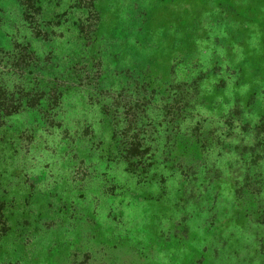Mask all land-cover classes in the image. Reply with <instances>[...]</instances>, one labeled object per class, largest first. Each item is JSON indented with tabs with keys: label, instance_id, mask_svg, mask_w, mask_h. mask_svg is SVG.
I'll use <instances>...</instances> for the list:
<instances>
[{
	"label": "rangeland",
	"instance_id": "374dc122",
	"mask_svg": "<svg viewBox=\"0 0 264 264\" xmlns=\"http://www.w3.org/2000/svg\"><path fill=\"white\" fill-rule=\"evenodd\" d=\"M187 94L207 179L154 185ZM198 258L264 264V0H0V264Z\"/></svg>",
	"mask_w": 264,
	"mask_h": 264
},
{
	"label": "trees",
	"instance_id": "16d2710c",
	"mask_svg": "<svg viewBox=\"0 0 264 264\" xmlns=\"http://www.w3.org/2000/svg\"><path fill=\"white\" fill-rule=\"evenodd\" d=\"M176 97L179 98L171 100V110L169 108L166 114V118L172 116L166 122L168 125H172L171 129L167 127L164 130H169V133L165 134L164 141H161L160 147L159 145L151 144V140V142H147L144 148L140 146V151L144 156L143 161L137 166L136 169L139 168V170L136 172L138 174L151 175L149 182H152L153 178H158V180H154L155 185L159 181L165 183L166 176L163 173L171 171L168 173H173L190 181L191 188H201L207 179L206 171H209L206 166L207 152L210 145H215L214 138L210 136V131L208 134L202 133V126L205 127V120H196L193 123L191 112L184 111L187 107L191 108L192 96L187 94L184 97L178 95ZM149 109L146 108L143 111L145 112ZM178 111H180L179 114L176 113ZM170 113H176V115H170ZM156 152L159 154H156ZM207 183L210 182L208 181ZM178 223L180 224L181 220ZM205 249L203 248L201 253L205 252ZM195 263L201 264L202 258H198Z\"/></svg>",
	"mask_w": 264,
	"mask_h": 264
}]
</instances>
